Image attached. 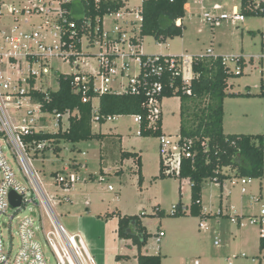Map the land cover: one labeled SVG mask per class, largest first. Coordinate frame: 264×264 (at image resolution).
Returning <instances> with one entry per match:
<instances>
[{"label": "rangeland", "instance_id": "374dc122", "mask_svg": "<svg viewBox=\"0 0 264 264\" xmlns=\"http://www.w3.org/2000/svg\"><path fill=\"white\" fill-rule=\"evenodd\" d=\"M125 1V0H124ZM130 7L136 6V0H126ZM186 15L183 18V36L168 39L164 43L157 42L152 37H143L140 42L141 54L145 56H187L201 55L206 50H212V56H220L227 65L235 72L233 58L242 57L245 67L242 75L233 77L228 81L227 93H249L252 97H227L223 101V133L226 135H264V98L258 95L264 91V58L262 56L261 33H264V17H245V21L231 25L222 21L219 26L212 27L203 19L204 13H230L233 8L240 9V0H187ZM4 5L13 4L17 6L16 0H2ZM214 5H219L221 10L213 11ZM74 17H81V8L78 4L73 6ZM132 16L126 20H132ZM122 25L121 21H118ZM113 21L106 16L104 28H113ZM136 23V31L138 30ZM32 28V24L25 27ZM132 28H128L129 30ZM126 31V30H125ZM134 32L128 31L127 36ZM125 57L115 60L116 75L111 76L109 86L112 90L121 91L120 82L124 84L130 77L136 76L139 70L138 60L135 57L139 47L127 48L124 46ZM96 47H83L82 71L84 73H96L97 55ZM250 59L251 62L249 61ZM50 74L45 81L39 83L42 87L56 90L59 74L71 73L74 71L69 65L60 59H53L48 62ZM123 68L125 75L120 76ZM184 78L190 79L192 72L189 66L183 68ZM97 84L99 76L97 77ZM263 86V90L261 89ZM179 99L176 97L164 98L161 102L162 109V131L165 136L170 137L174 142L179 136ZM96 105V102H94ZM50 122L43 129L45 133H54L58 128L54 126L56 119L53 114H46ZM60 127L65 130L68 127V117H62ZM96 131L105 134L121 135L123 138L122 148L125 151L137 152L141 156V171L143 183L138 187L137 177L134 175L135 164L130 160L122 166L123 174L116 176L114 171L110 176L91 179L90 173L95 175L94 164H86L82 168L79 162L80 177L84 181L73 185V190L68 194L69 200L55 205V213L59 221L65 226V220L75 221L80 227V236L93 257L95 264H136L137 249L130 242L118 239L116 229V218H105L106 212L115 210L125 215L143 214L142 223L150 237L146 246L141 250L144 255L159 254L162 257L161 264H189L197 259L201 264H264V250L258 248L260 235L264 231L250 226L248 220L251 216L257 215L264 208V163L263 176L258 179L244 178L247 181L246 194H241V179L234 178V172L224 170L230 179L226 180L222 192L215 182L206 181L202 187V207L206 213L212 215L205 219L202 224L206 229H200V219L191 217L188 214L183 217L170 216L172 206L177 204L179 199L184 206L190 204V192L188 182L173 176L157 178L159 176L160 150L157 138H143L138 135V124L132 116L116 117L113 121H107L102 126L93 123ZM79 143L88 153V159L95 160L96 153H92L91 147L96 142ZM62 150L59 154L47 153V158L40 164L34 162L33 166L44 189L49 193H58V188H50L49 183L54 181L52 172H62L75 154L70 150L71 145L62 143ZM81 161L84 157L79 155ZM110 165H114L110 163ZM63 168V169H62ZM67 168V167H66ZM71 168V167H69ZM16 175L19 176L17 172ZM105 174V173H104ZM101 176V175H99ZM97 178L94 176L93 179ZM157 178V179H156ZM25 183V182H24ZM180 183H182L181 197H179ZM109 187L111 189H109ZM223 195V200L221 196ZM89 201V206H84V201ZM159 205L164 216H152L156 212L154 206ZM28 215L38 219L42 217L44 231L51 229L50 222L42 207L27 205L20 216ZM98 218V216H100ZM239 217L240 224L237 223ZM13 223L12 233L16 240L17 223ZM66 227V226H65ZM159 231L163 232L158 237ZM38 241L48 258V264H55V258L47 247L40 233ZM217 242L218 245H214ZM16 243V242H15ZM128 257L127 260L116 261L115 256ZM230 261V263L227 262Z\"/></svg>", "mask_w": 264, "mask_h": 264}, {"label": "built area", "instance_id": "2783aa9c", "mask_svg": "<svg viewBox=\"0 0 264 264\" xmlns=\"http://www.w3.org/2000/svg\"><path fill=\"white\" fill-rule=\"evenodd\" d=\"M71 1L17 0V6L4 5L0 2V264H48V258L38 241V233L54 255L55 264H95L80 234L69 232L59 221L54 209L55 205L70 201L68 194L73 190V185L84 181L80 177L79 170L67 167L53 176L54 181L49 183V187L58 188L61 191L59 195L58 193L51 194L44 189L38 171L33 166L34 162L40 164L44 162L45 158L42 155L45 151H47L46 154L53 152L51 142L36 141L33 138L34 135L46 134L43 129L50 122L45 116L48 113L42 111L40 102L32 94V91L48 92L51 90L39 85L50 74V68L47 65L49 61L60 59L72 69L74 68L73 72L61 73L58 76L74 75L73 91L80 93L83 102L91 101L94 108H96L94 102L97 99L88 98L89 91L98 94L115 92L137 95L140 93L142 81L148 74L138 76L141 68L147 67L150 75L156 78L146 92L149 124H153L159 118L160 113L162 114V100L158 98L162 91V85L158 81L162 67L155 64L157 57H148L142 63L144 55L141 54L140 44L131 42V38L138 33L136 23L140 26L142 21L140 5L144 2L158 0H136L138 2L136 6L130 7L127 3L117 13L107 15L113 21V28H104L105 16L101 23L100 35L92 40L86 35H77L75 23L68 18L73 15V8L71 10L65 8V5ZM99 1L95 0L96 3ZM251 6L264 10V0H254ZM220 10L219 5H214L213 11ZM128 16H132L133 19L126 20ZM202 17L212 27L219 26L222 21L231 25L245 21V15L236 8H233L229 14L204 13ZM118 21H121L122 25H119ZM28 24H32V28L26 30L25 27ZM87 24L90 25V22ZM175 24L180 26L182 20H177ZM130 26L132 28L129 30ZM128 31L134 34L126 38ZM97 32L98 27L94 29V33ZM84 42L85 46L98 49L96 73L82 71L80 65L83 63L82 57L87 56L83 54ZM126 43L130 50L132 47H139L135 54L139 64L138 74L130 77L125 84L120 82L121 91L112 90L109 84L111 76L117 74L115 60L126 56L124 53ZM261 45L262 56L258 58L260 63L264 58V33L261 35ZM205 54L212 55V50H206ZM174 57L176 58L169 60L170 67L178 66L183 78V68L191 67L192 56L181 54ZM232 61L235 63L234 73L242 72L234 58ZM230 70L233 72L231 68ZM124 75L122 68L120 76ZM98 76L100 82L97 84ZM183 81L187 83L189 79L183 78ZM53 116L56 119L54 126L58 128V131L61 129L62 117H68V114H53ZM132 117L139 124L140 117ZM115 119L116 117H108L106 122ZM29 137L32 139L26 140ZM158 141L160 156L164 160V165L168 167L165 173L177 176L182 155L188 157L189 154L181 149L179 137L174 142L170 137L163 135L158 138ZM80 155L85 156L86 154L81 152ZM246 184L247 181L241 179V194L247 193ZM11 193L20 198L18 207H13L11 204L9 200ZM27 205H35L44 209L50 222V230L44 231L42 217L38 220L28 215L20 216ZM15 219H19L16 225V240L12 233ZM202 222L199 223L200 229H206ZM237 223L240 224L239 217ZM248 224L262 233L264 231V208L257 215L251 216ZM162 236L163 232L160 231L158 237ZM214 245L218 243L215 242ZM227 262L230 263L229 260ZM189 264H200V261L195 259Z\"/></svg>", "mask_w": 264, "mask_h": 264}, {"label": "trees", "instance_id": "16d2710c", "mask_svg": "<svg viewBox=\"0 0 264 264\" xmlns=\"http://www.w3.org/2000/svg\"><path fill=\"white\" fill-rule=\"evenodd\" d=\"M254 0H240V10L245 17H264V10L253 8ZM187 0H158L144 2L140 5L142 21L138 33L131 38L133 44H140L143 37H152L159 43L168 39L181 37L184 26H176L177 20H182L187 11ZM74 4L81 7V17L69 16V20L76 25L77 35H86L90 40L100 35L101 23L105 16L117 13L127 4L124 0H72L65 5L66 10H71ZM90 22V25L87 23ZM98 27V32L94 29ZM79 49V45H77ZM148 57H157L156 65L162 67V73L158 81L162 85V91L158 96L163 98L176 97L179 99V142L181 149H184L188 157L182 155L180 159L179 174H166L168 169L160 156L159 176L177 177L187 179L190 189V204L184 206L181 199L172 206L170 216L183 217L188 214L191 217L199 218L200 222L211 218L202 208V187L206 181L218 184L220 190L226 180L230 179L224 170L234 172V178L258 179L263 176L264 163V135H226L223 133V101L225 98L252 97L246 93H227L228 81L242 75V72L235 74L220 56L207 54L192 56L191 72L192 77L187 83L183 81L180 68L170 67L169 60L174 56H142V63ZM252 59L249 61L251 62ZM236 65L243 69L245 61L242 57L234 58ZM148 74L142 85L140 93L125 94L105 92L102 94L89 91L87 97L97 99L96 108L91 101L83 102L80 93L73 91L74 75H60L57 78L58 88L48 92L32 91L34 97L40 102L41 109L50 114H68V127L65 130L59 129L54 133L38 134L33 138L36 141L46 140L52 143L53 153L58 154L62 150V143L72 146L74 151L79 143L97 141L102 146L103 155L101 161L118 158L120 161L135 159L138 166V184L142 183L140 173V157L135 152L123 151L120 148L121 138L119 135L102 134L93 131L92 124L103 125L108 117L139 116L138 135L143 138H160L162 133V114L153 123L149 124V112L146 108V92L156 81L150 75L149 68L142 67L138 77ZM263 90V86L261 85ZM264 98V91L258 95ZM32 139L31 137L26 140ZM47 151L43 153L46 158ZM70 167L79 170V164L73 160ZM102 171L100 170V173ZM58 172H52L55 176ZM156 178V179H157ZM156 212L152 216H164L158 206L154 207ZM115 215L108 214L105 218ZM117 237L119 240L129 241L137 249L136 264H161L162 257L156 255L141 254L150 237L146 227L142 223L143 214L140 215H116ZM258 248L264 250V236L259 237ZM127 256L117 255L116 261L127 260Z\"/></svg>", "mask_w": 264, "mask_h": 264}, {"label": "crops", "instance_id": "0c3cea01", "mask_svg": "<svg viewBox=\"0 0 264 264\" xmlns=\"http://www.w3.org/2000/svg\"><path fill=\"white\" fill-rule=\"evenodd\" d=\"M17 1V0H16ZM0 2H2V0H0ZM79 5V4H78ZM80 6V5H79ZM185 7H188V3H187V5L185 6ZM182 24H183V19H182ZM263 33H261V35H262ZM182 36H183V34H182ZM181 36V37H182ZM181 55V54H180ZM183 78H184V76H183ZM185 79H187V78H185ZM164 99V98H163ZM162 99V100H163ZM96 102V105H97V101H95ZM162 102V101H161ZM161 112H162V109H161ZM178 115H179V113H178ZM163 121V120H162ZM96 124V123H95ZM98 126H102V125H98ZM92 128H93V124H92ZM93 131H95V132H101V131H96L94 128H93ZM102 133V132H101ZM162 133H163V131H162ZM102 134H105V133H102ZM120 136V138H121V141H120V148H121V150H123V148H122V141H123V138H122V136L121 135H119ZM92 142V141H91ZM91 142H88L89 144L86 146L87 148H90L91 146H93V145H90V143ZM94 142H96V146L94 147H91V149H92V153L93 152H95L96 153V157H95V160H91V159H88V153L87 152H85V150H83L82 148H78V144L76 145V147H75V149H74V151L71 149L72 148V146L70 147V150L71 151H73L75 154L70 158V160H69V162L66 164V166H64L65 168L66 167H70V163L74 160L75 161V163L76 164H79V162H81L84 166H87L86 164H89V163H91V164H94L93 166H95V170H93V172L95 173V175H93L92 173H90L89 174V176L91 177V179L93 180V181H87V182H94L96 179H98L99 177H103V175H105V176H110L111 175V173L114 171V173H115V175L116 176H121L122 174H123V170H122V166L124 165V163L125 162H127V161H132L134 164H135V166H136V170L134 171V175H136V177H137V184H138V174H137V171H138V166H137V162L135 161V159H129V160H124V161H120V160H118V158H115V159H111L110 157V155L109 154H107L108 155V159H105L104 161L102 160L101 161V163H100V156L101 155H103V151H102V146L103 145H101L99 142H97V141H94ZM123 151H125V150H123ZM81 152H85V156H82V157H84L85 158V160H83V161H81L80 159H79V155H80V153ZM129 152H132V151H129ZM135 153H137V152H135ZM59 154V153H58ZM137 155L140 157V173H141V176H142V171H141V166H142V163H141V156L137 153ZM47 158V157H46ZM45 161V160H44ZM110 163H113L114 165H110ZM159 168H160V163H159ZM63 169V168H62ZM100 170L102 171L101 173H100ZM105 173V174H104ZM99 175H101V176H99ZM94 176H97V178H95V179H93V177ZM183 182H188V180L187 179H183L182 180ZM87 182H85L84 181V183H87ZM142 183H143V177H142ZM142 183L139 185L138 184V187H141V185H142ZM188 185H189V182H188ZM182 183H180V192H179V197H181V189H182ZM224 186V185H223ZM222 192H224V190L222 189L221 190ZM189 192H190V189H189ZM201 200H202V197H201ZM221 200H223V195L221 196ZM202 202V201H201ZM84 206L85 207H88L89 206V201L88 200H85L84 201ZM156 206H158L159 207V205H156ZM156 206H154V207H156ZM203 208V207H202ZM204 211V210H203ZM205 212V211H204ZM108 214H113V215H115V216H113V217H111V219L112 218H116L117 219V223H118V217L116 216V215H118V214H120V215H125V214H122L121 213V211H119V210H115V211H113V212H111V213H109V212H106L105 213V215H104V217L105 216H107ZM99 217H101V215L100 216H98V218ZM117 223H116V229H115V232H116V235H117ZM64 224H65V226H66V228H67V230L69 231V232H71V233H79L80 234V227H79V225H78V223L77 222H75V221H69V220H65V222H64ZM160 232V231H159ZM162 232V231H161ZM121 241H123V240H121ZM126 242H129V241H126ZM131 244V243H130ZM122 256V255H121ZM125 256V255H124ZM127 256V255H126ZM116 257V256H115ZM201 264V263H200Z\"/></svg>", "mask_w": 264, "mask_h": 264}, {"label": "water", "instance_id": "95a60500", "mask_svg": "<svg viewBox=\"0 0 264 264\" xmlns=\"http://www.w3.org/2000/svg\"><path fill=\"white\" fill-rule=\"evenodd\" d=\"M9 200L13 207H18L20 205V198L13 193L10 194Z\"/></svg>", "mask_w": 264, "mask_h": 264}]
</instances>
